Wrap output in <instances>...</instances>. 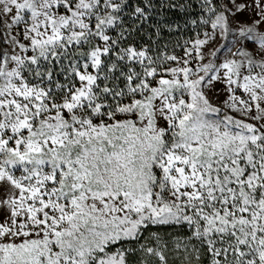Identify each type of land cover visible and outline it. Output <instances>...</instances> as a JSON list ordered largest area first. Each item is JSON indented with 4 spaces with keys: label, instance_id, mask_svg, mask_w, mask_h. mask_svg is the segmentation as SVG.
Returning <instances> with one entry per match:
<instances>
[{
    "label": "snow or ice",
    "instance_id": "snow-or-ice-1",
    "mask_svg": "<svg viewBox=\"0 0 264 264\" xmlns=\"http://www.w3.org/2000/svg\"><path fill=\"white\" fill-rule=\"evenodd\" d=\"M0 264H264V0H0Z\"/></svg>",
    "mask_w": 264,
    "mask_h": 264
},
{
    "label": "trees",
    "instance_id": "trees-1",
    "mask_svg": "<svg viewBox=\"0 0 264 264\" xmlns=\"http://www.w3.org/2000/svg\"><path fill=\"white\" fill-rule=\"evenodd\" d=\"M195 15V13H193V16ZM167 19L171 20V21H174L175 23H179L181 25L184 24V21H185V17L183 16V14H174V13H169L168 16H167ZM148 32H151V29L148 30ZM193 36V31L191 28H188V29H185V30H182V31H178L176 33H165L164 34V41L165 42H169V48L171 49L172 45L176 42V41H183L184 39H187V38H191ZM147 42V33H145L143 35L142 38L139 39V43H145ZM178 48H176L175 50H177ZM177 51H182V49L179 48V50ZM163 230V228L161 229ZM161 234L163 235L164 234V230L161 231Z\"/></svg>",
    "mask_w": 264,
    "mask_h": 264
},
{
    "label": "rangeland",
    "instance_id": "rangeland-1",
    "mask_svg": "<svg viewBox=\"0 0 264 264\" xmlns=\"http://www.w3.org/2000/svg\"><path fill=\"white\" fill-rule=\"evenodd\" d=\"M177 50H179V48L177 49ZM177 50H175V53L177 54V55H182L183 54V51H177ZM223 99V97L221 96L220 97V100H222ZM153 230H155V229H153ZM164 230V229H163ZM163 230H161V231H163ZM145 235H148V233H145ZM162 235V234H161Z\"/></svg>",
    "mask_w": 264,
    "mask_h": 264
}]
</instances>
